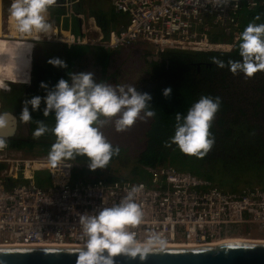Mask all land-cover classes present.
<instances>
[{
	"label": "built area",
	"instance_id": "2783aa9c",
	"mask_svg": "<svg viewBox=\"0 0 264 264\" xmlns=\"http://www.w3.org/2000/svg\"><path fill=\"white\" fill-rule=\"evenodd\" d=\"M108 1L126 16L108 32L95 14L84 10L83 0H57L63 11L52 22V30L31 37L16 31L9 15L11 3L2 2L0 81L10 91L14 84L32 83L39 42L109 48L144 42L156 54L170 49L233 50L241 34L240 13L260 4L259 0H230L226 6L208 0ZM212 33H222L224 39L212 40ZM15 47L21 48L15 51ZM2 92L9 91L0 90V97ZM2 105L0 98V111ZM6 139L8 147L0 150V245H83L80 216L119 203L133 186L140 187L136 201L145 214L133 229L140 240L151 231L162 232L167 243L204 244L238 234L264 238V187L226 189L172 164L150 166L147 179L89 182L75 177L76 169L84 165L80 159L54 167L48 155H29ZM46 172V178L37 182L35 176Z\"/></svg>",
	"mask_w": 264,
	"mask_h": 264
},
{
	"label": "clouds",
	"instance_id": "9594fccd",
	"mask_svg": "<svg viewBox=\"0 0 264 264\" xmlns=\"http://www.w3.org/2000/svg\"><path fill=\"white\" fill-rule=\"evenodd\" d=\"M214 6H226L230 0H208ZM57 0H12L9 15L16 31L31 37L34 33H49L53 25L49 22V10ZM260 17H255L259 20ZM239 55L241 60H223L213 58L219 68L228 67L233 75L243 73L246 78L253 77L258 71H264V23L250 22L240 34ZM53 66L66 68L59 58L48 61ZM70 82L61 78L43 98L46 107L43 116L54 112L55 124L49 126L44 120H35L33 133L39 138L47 133L55 136L48 160L52 166L67 165L66 161H75L77 157H86L90 169L108 166L113 156L119 155V146H113L102 129L114 118L118 132L128 130L137 120L146 121L156 116L155 109L149 103L148 93H141L131 85H116L96 82L93 73H69ZM41 87L47 88L46 84ZM0 90L10 91L7 83L0 81ZM171 88L163 92L165 97L171 94ZM42 98L35 96L24 101L19 119L25 123L33 121L32 111L40 108ZM220 97L202 95L191 105L186 115L175 114V132L165 147L175 144L182 153L204 157L214 146L215 136L210 131L212 122L220 110ZM11 113H0V129L9 123ZM8 147L5 137H0V150ZM140 187L133 186L119 203L103 207L98 214H83L79 218L83 237L86 238L77 253L76 264H115V257H140L163 250L167 238L162 232L151 231L140 240L133 229L142 224L144 210L137 203L136 195Z\"/></svg>",
	"mask_w": 264,
	"mask_h": 264
},
{
	"label": "rangeland",
	"instance_id": "374dc122",
	"mask_svg": "<svg viewBox=\"0 0 264 264\" xmlns=\"http://www.w3.org/2000/svg\"><path fill=\"white\" fill-rule=\"evenodd\" d=\"M264 3V0H259ZM84 2V10L88 13L92 14V9L98 7L97 4H106L111 6L109 1L107 0H83ZM93 2L91 5L90 3ZM8 9V8H6ZM56 21V20H55ZM54 21H50L52 24ZM219 39H224V37H220ZM144 44L131 47L127 50H122L123 47L113 48V50H109L104 48L101 45H90V44H75L74 45V52L79 53L80 55L72 56V52L69 53L70 63L71 66H67L63 69L61 67L53 66L48 61L51 60L50 57V50L51 46L54 47H62L69 50L63 44H51L47 42H39L37 49L35 51V59H34V79L30 84H14L15 90L11 89L9 92H2L1 100L6 97L8 101L10 98H16L17 108L23 109L19 104L28 99H32L36 96V94L28 95L26 93V89H30V86L34 84L35 81L42 80L43 84L47 85V88H43L41 86H35L37 89H40L37 96L42 98L41 105L39 110L32 111L31 105L28 106L29 112L33 115L39 114L41 117L40 120H44L50 127L54 126L55 119H54V112L50 113V115L46 118L43 116V110L46 107V104L43 100L46 97L47 92L50 91L54 86L58 83L55 82L56 79L60 80L61 75H63V79L70 82L69 73H75L77 70L80 72L83 71L84 73H93L94 80L96 82H104L112 84L113 86L116 85H131L136 88L138 92L148 93L152 96L155 92L151 91L152 88L158 86H164L168 83H172L169 87H159V92L157 96L161 98L162 90L166 88H171V92H176L178 89H186L187 91L192 92L198 98L202 95H211L213 97H220L224 96L222 88L224 83L227 82V85H231V81H236L235 76L231 73L228 67L219 68L214 63H210L209 65L200 64L199 69L196 68L192 63L188 60H184L181 58L175 59L176 68L174 69L172 66H168L161 63H154L149 57L147 56L143 49L148 48L147 51L151 54H156L152 49L149 43L144 42H135L134 44ZM132 44V45H134ZM130 45V46H132ZM144 46V47H141ZM129 47V46H126ZM112 49V48H110ZM162 54V53H161ZM67 55V56H68ZM167 56L176 57L180 55L176 51H172L166 54ZM205 58H209L213 62V58L220 59V55H213L208 57L205 55ZM190 59V58H188ZM201 63L199 59H193ZM221 60V59H220ZM79 62V63H77ZM47 63V64H46ZM196 63V62H195ZM59 68V69H57ZM54 69L55 72H54ZM51 79H50V74ZM70 70V71H68ZM74 71V72H73ZM261 75H264V71H260ZM181 75V76H180ZM106 80V81H104ZM224 80V81H223ZM254 81H258L257 84H262V80H258L256 78L250 79ZM247 81V78H245ZM233 84V83H232ZM257 84H254L253 87H256L257 91ZM13 88V87H12ZM17 88V89H16ZM24 89L20 94L18 89ZM150 88V89H146ZM144 89V90H143ZM12 92V93H11ZM230 95H228V99L231 100L232 104L231 109L235 113V116H231L227 118L225 122L221 123L225 129L224 131L228 133L231 131V127L229 125L232 123L231 120L233 118H237L239 122L243 118L240 116V110L242 111L243 106L250 105L251 103V113L254 115L260 116V121L264 124V88L257 91L255 94L253 92H248V95L251 96V100L244 105L246 100H240L239 95L236 94L237 92L229 90ZM259 92V93H258ZM28 95V96H27ZM3 97V98H2ZM258 99V100H256ZM263 101V107L258 105V101ZM2 102L3 107L9 106V101ZM164 99H160L158 105H156L153 109L156 111V116L154 118H148L146 121L144 120H137L133 126H131L128 130L124 132H118L115 129L114 118L113 120L107 124L103 129L104 135L107 139L111 142V144H118L120 146V153L119 157L115 160L109 162L108 166L104 168H97L92 170L93 175H102V176H118L122 178H130L131 172L134 173L140 171V166H137L138 163V154L140 150L145 146L146 136L145 133L147 129L154 124L155 119L162 116L160 113L161 107L163 105ZM224 101H222L221 107L223 106ZM235 103V106H234ZM241 103V104H240ZM256 104L259 106L260 110L255 109ZM15 106V105H14ZM2 107V108H3ZM16 108V109H17ZM4 109V108H3ZM15 109V108H14ZM221 109V108H220ZM4 111V110H3ZM0 111V113H3ZM20 114V112L18 113ZM52 116V117H51ZM51 117V118H50ZM236 119V120H237ZM21 121V120H20ZM226 125L228 127H226ZM241 125H248V121L242 120ZM36 124L32 122L22 123L20 129H18V136L25 137L27 140L34 141L35 143L32 144V151L26 152L29 155H48L52 145L55 142V136L51 133H47L39 138H35L33 133L36 129ZM234 132V130H232ZM253 131V129H252ZM251 131V132H252ZM263 132V131H262ZM264 133V132H263ZM239 140L238 143L234 145L233 141L234 138L231 139L230 137L227 139V144H223L224 146L234 145V150L232 148H226L227 150L221 149V159L219 162V169L224 167V174L223 179H221V183L223 182L222 186L226 189L231 190H242L244 187H264V152H260L259 155L256 157L252 155V153L248 152L244 154L246 160H240V155L243 153L244 147L246 144L243 142V138L237 137ZM260 145V144H258ZM236 152V153H235ZM214 156H217L214 153ZM212 157V156H211ZM211 157H208L211 158ZM259 158V159H258ZM207 160L203 158L202 160H194L192 165L197 166L198 169L206 170L209 168H214L211 163H205V166L201 165L203 162ZM86 163V162H84ZM209 166V168L207 167ZM211 171V170H210ZM222 171H220L217 175L221 176ZM47 176V172L43 174H38L35 176L36 181L41 182ZM149 178V176H148ZM147 179V178H145ZM255 234H259L255 232ZM257 240L251 238H244V239H235V241H242V240ZM232 241V240H231Z\"/></svg>",
	"mask_w": 264,
	"mask_h": 264
},
{
	"label": "trees",
	"instance_id": "16d2710c",
	"mask_svg": "<svg viewBox=\"0 0 264 264\" xmlns=\"http://www.w3.org/2000/svg\"><path fill=\"white\" fill-rule=\"evenodd\" d=\"M62 11H63V8L60 7L58 4H55L54 6L51 7V12L55 16L56 20L59 19ZM92 13L97 16L99 23L102 25L104 31L106 32H108L110 28L119 26V24L122 21H124L126 18L124 14L117 12L113 8L112 5L108 6L106 4H100L98 5V7L93 8ZM257 16L260 17L259 20H255V17ZM74 21H75V27L78 28V25H77L78 21L77 20H74ZM240 21H241V33L243 32V30L246 28V26L250 22H255L257 24L264 23V3L261 4L260 2V4L253 10L244 9L243 12L240 13ZM222 36H223L222 33H212L211 39L221 40L219 38ZM239 42H240V39L236 42L234 49L229 50V51H194V50L170 49V50L163 52L162 54H151L150 52H148L149 50L147 51L148 48H144L143 51L147 55L145 57H149L148 59H150L152 62L154 61V63L165 64L170 67L172 66L175 69L176 68L175 59L181 58L184 60H188L196 68L199 69L200 64L209 65L210 63H213L212 60H210L209 58H205V55L208 57H211L213 55H216V56L220 55L221 56L220 59L223 60L225 64H227V61L230 59L231 60H241L242 58L239 55V47H238ZM51 44H55V43H50V46ZM138 45H144V44L139 43V44H134L129 47H124V46H119V47H123L122 50H127L134 46L139 47ZM73 47L74 45L71 47H68L69 49L68 54L72 52V56H74V54L80 55L79 53L74 52ZM141 47H144V46H141ZM104 48L113 50V49H110L109 47H104ZM172 51H176L180 55V57L179 56L169 57L166 55L167 53L172 52ZM155 55H157L158 57L157 59L154 58ZM161 58L162 60H159ZM193 59L195 60L199 59V61H202V62L199 63L197 61H194ZM49 74H50V70H49ZM50 78H51V74H50ZM61 78H65V77L61 75L60 79ZM234 78L236 81L234 82L231 81L233 84L231 83L230 86L227 85V82L224 83L223 85L222 91H223L224 96L221 98V100L224 101V103H223V106L220 107L221 109L216 114L212 122V126L210 128V131L215 136V144L213 148L204 157L197 158L195 156L186 155L182 153L175 144H172L171 147L164 146V142L170 140V138L174 135L175 114L177 112H180L186 115L191 105L199 100V98L196 95H194L190 91H187L186 89H178L176 92L175 91L171 92V94L168 97L164 96L163 94L164 90H162V96L161 98H159L157 96V93L159 92V87H164V86L169 87L170 85H172V83H168L164 86L154 87L151 90V91H154V90L156 91V92L154 91L155 92L154 95L152 94L151 96L152 99L149 102L152 108H154L156 105L159 104L160 99H164V102L160 110V113L162 114V116L159 118H156L154 124L151 125L145 133V136H146L145 146L140 150L137 156L138 158L137 166L141 167V169H139L140 171L136 173H134V171L131 172L130 178H122L118 176H102V175H96V174L93 175L92 169H90L88 166V161L86 157H77L83 162L84 165L76 169L75 177H82L89 182H97L101 179H108V180L130 179V180H133V179H139V178H148V176L151 175V171L149 169L150 166L163 167V166L172 164V165L177 166L178 168L191 170L201 176L208 177L212 179L216 184H219L220 186H222L223 184V182L221 183V179H223L222 174H224L225 168H228V167L219 169L218 164L222 157L221 149L227 150L226 148L228 147L234 150L235 148L234 145L238 143L240 140L237 137H240V138H243V142L246 144L243 150H245L248 147L240 155V160L242 161L246 160L244 154H247L248 152L252 153V155L255 157L259 155L260 152H264V133H263L264 124L260 121V116L256 114L253 115L251 113L252 103L250 105L243 106L242 111L240 110V116L243 118L242 120L248 121V125H241L242 120L237 122L238 119L236 118L237 119L236 120L235 118H233L231 120L232 123L229 125V127H231V131L226 133L224 131L225 128L221 126V123L225 122L227 118H230L231 116H235V113H237L231 109L232 107L230 104H232V102L231 100L228 99V95L231 94V92L229 93V90H232L233 93L234 91H236L237 92L236 94L239 95L240 100L241 99L243 101L246 100L244 103L245 105L247 104L249 100H251V96L248 95V92H253L255 94L257 91L261 90V88H264V75H261L260 71H258L253 77L247 78V81H245L246 77L243 73H240ZM254 78L258 79L259 81L262 80L263 83L257 84L258 81L250 80ZM254 84H257V91H256V87H253ZM146 89H150V88H146ZM258 105L263 107V101L259 100ZM258 105L256 104L255 109L260 110ZM234 106H235V103H234ZM30 114L33 118V121L31 122L34 124H35V120H40L41 118L39 114L33 115L31 112ZM226 127L228 126L226 125ZM232 130H234V132ZM229 137L231 139L234 138V141H233L234 145L233 146L228 145V146L223 147V144H227V142L225 141H227ZM8 139L10 140L13 146L21 148L25 150L26 152H30V153L32 151L31 149L32 144L35 143L34 141L32 142L31 140H27L25 137H9ZM112 145L119 146L118 144H112ZM214 153H216L217 156H214L215 155ZM118 157L119 155H116V156H113L112 159L115 160ZM208 157H211V158L208 159ZM203 158H205L207 161L203 162L201 164L202 166L203 165L205 166V163H208V164L211 163L214 168H209V166H207L209 169L201 171L200 169H198L197 166L192 165V162L194 160H202ZM112 159L110 161H112ZM220 171H222L221 176H218L217 174Z\"/></svg>",
	"mask_w": 264,
	"mask_h": 264
},
{
	"label": "water",
	"instance_id": "95a60500",
	"mask_svg": "<svg viewBox=\"0 0 264 264\" xmlns=\"http://www.w3.org/2000/svg\"><path fill=\"white\" fill-rule=\"evenodd\" d=\"M157 59V55L154 57ZM159 60H162L159 59ZM11 113L0 137L15 135L18 115ZM4 113V112H3ZM77 244H5L0 245V264H76ZM115 264H264V241H224L199 245H167L143 259L117 256Z\"/></svg>",
	"mask_w": 264,
	"mask_h": 264
},
{
	"label": "crops",
	"instance_id": "0c3cea01",
	"mask_svg": "<svg viewBox=\"0 0 264 264\" xmlns=\"http://www.w3.org/2000/svg\"><path fill=\"white\" fill-rule=\"evenodd\" d=\"M8 4H9V2L11 3L12 2V0H7L6 1ZM91 5L93 4V2H91L90 3ZM98 5H100V4H97V6ZM6 7H8V5L6 6ZM83 8H84V2H83ZM48 19H49V22L50 21H55L56 19H55V16L52 14V12H51V8H50V10H49V17H48ZM77 25H78V28H80V22L78 21L77 22ZM52 48H51V50H50V57H51V59H53V58H59L60 60H62V61H64L65 62V64L69 67V66H71L70 65V63H68L69 62V60H70V58L67 56L68 55V51H67V49H65V48H62V47H54V46H51ZM19 48H21V47H15V51H18L19 50ZM68 48V47H67ZM113 49V48H112ZM74 56H75V54H74ZM68 61V62H67ZM77 63H79V62H77ZM47 64V63H46ZM57 69H59V68H57ZM61 69H63V71H65L64 70V68H61ZM55 70L56 69H54V72H55ZM68 71H70V70H68ZM74 72V71H73ZM76 72H78V73H81V72H83V71H79V70H77ZM51 79V78H50ZM70 79V78H69ZM55 82H58V79H56L55 80ZM3 98V97H2ZM5 101H7L6 100V97H4L3 98V101L2 102H5ZM16 113V112H15ZM17 114V113H16ZM18 115V114H17ZM19 117V116H18ZM22 123H24L22 120L20 121V119H19V123H18V129H20L21 128V126H22Z\"/></svg>",
	"mask_w": 264,
	"mask_h": 264
},
{
	"label": "flooded vegetation",
	"instance_id": "af4514ba",
	"mask_svg": "<svg viewBox=\"0 0 264 264\" xmlns=\"http://www.w3.org/2000/svg\"><path fill=\"white\" fill-rule=\"evenodd\" d=\"M20 49V48H19ZM41 84H42V80H40L39 82L38 81H35L34 82V84H32L31 86H30V89H26L25 88V90H26V93L28 94V95H30L31 96V94L33 93V94H36V96L38 95V92L40 91V89H37V87H35V86H41ZM15 90V88H14V86H13V88H12V90ZM17 89V88H16ZM24 89H18V92L21 94L22 93V91H23ZM12 93V92H11ZM27 95V96H28ZM26 100H28V99H26ZM9 101V102H8ZM7 102L9 103V106H7V107H5V105H4V107H3V105H2V107L4 108H2L1 109V111H3V112H5L6 110H10V111H12V112H16L17 114L20 112V114H21V112H22V109H18L17 108V102H16V98H10L9 100H8ZM15 105V106H14ZM21 107H23L24 106V102L22 103V101H21V103L19 104ZM15 108V109H14ZM17 108V109H16ZM20 114H18V116L20 117ZM19 117H18V123H19ZM18 134V128H17V130H16V133H15V135L14 136H12V137H22V136H18L17 135Z\"/></svg>",
	"mask_w": 264,
	"mask_h": 264
},
{
	"label": "bare ground",
	"instance_id": "6f19581e",
	"mask_svg": "<svg viewBox=\"0 0 264 264\" xmlns=\"http://www.w3.org/2000/svg\"><path fill=\"white\" fill-rule=\"evenodd\" d=\"M4 1H7V0H0V4ZM0 7H1V5H0ZM246 237L251 238V239H257V240H252V241H264V238H261V237L256 238V237H252L249 235L238 234V235H232V236L226 237L224 239H215V240H213V242H210V243H218V242L231 241V240L235 241V239H244ZM246 240L250 241L249 239H246ZM53 245H55V244H53ZM167 245H199V244L190 242V243H167Z\"/></svg>",
	"mask_w": 264,
	"mask_h": 264
}]
</instances>
